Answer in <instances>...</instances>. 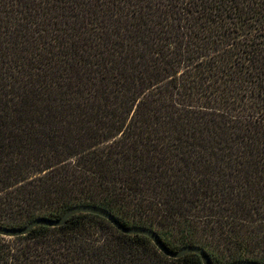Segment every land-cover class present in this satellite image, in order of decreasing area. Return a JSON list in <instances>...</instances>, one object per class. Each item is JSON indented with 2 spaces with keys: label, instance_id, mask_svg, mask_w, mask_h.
<instances>
[{
  "label": "trees",
  "instance_id": "obj_1",
  "mask_svg": "<svg viewBox=\"0 0 264 264\" xmlns=\"http://www.w3.org/2000/svg\"><path fill=\"white\" fill-rule=\"evenodd\" d=\"M77 205L264 264V0H0V225ZM15 238L11 264H202L89 213Z\"/></svg>",
  "mask_w": 264,
  "mask_h": 264
},
{
  "label": "water",
  "instance_id": "obj_2",
  "mask_svg": "<svg viewBox=\"0 0 264 264\" xmlns=\"http://www.w3.org/2000/svg\"><path fill=\"white\" fill-rule=\"evenodd\" d=\"M79 213H89L98 215L102 218H104L106 221H108L114 229H116L118 232L128 235H144L148 237L151 242L154 244V246L164 255H166L169 258L177 259L180 258L186 254L189 253H195L201 258L202 264H212L209 256L207 253L200 247L197 246H185L180 248L176 251H169L159 236L151 229L145 228V227H138V226H132V227H125L121 225L113 215H111L107 210L102 209L97 206L92 205H77L74 207H71L67 209L63 215L58 219H47V218H36L29 222L26 226L20 227V228H10L0 225V236L4 237H20L25 236L28 234L33 228L37 226H44V227H58L63 225L67 219H69L71 216ZM230 264H261L255 261H248V260H241V261H235Z\"/></svg>",
  "mask_w": 264,
  "mask_h": 264
},
{
  "label": "rangeland",
  "instance_id": "obj_3",
  "mask_svg": "<svg viewBox=\"0 0 264 264\" xmlns=\"http://www.w3.org/2000/svg\"><path fill=\"white\" fill-rule=\"evenodd\" d=\"M26 242H27V238ZM24 238H20V239H16V238H12V237H4V236H0V243H1V247H0V264H11L13 263V257H11V259H8L9 255H4V253L7 252V254L9 253L8 251H11L10 254L12 255L13 253H17L20 247V243L23 242V240H25ZM2 254L4 255V257L6 258V261L8 259V262H6L3 258H2Z\"/></svg>",
  "mask_w": 264,
  "mask_h": 264
}]
</instances>
